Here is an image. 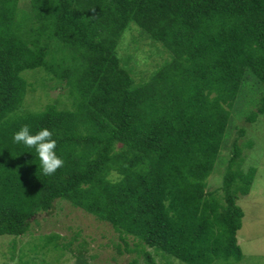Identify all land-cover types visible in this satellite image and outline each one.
I'll list each match as a JSON object with an SVG mask.
<instances>
[{
  "label": "trees",
  "instance_id": "trees-1",
  "mask_svg": "<svg viewBox=\"0 0 264 264\" xmlns=\"http://www.w3.org/2000/svg\"><path fill=\"white\" fill-rule=\"evenodd\" d=\"M127 30L160 43L163 57L134 69L140 50L121 43ZM248 75L262 88L245 116L253 122L264 114V0H0V235L31 232L65 201L110 224L136 253L131 264H153V253L165 264L241 261L240 196L256 171L242 168V149L252 143L220 150ZM37 87L60 92L43 104ZM23 125L53 132L64 161L54 174L13 143ZM37 239L54 251L72 243Z\"/></svg>",
  "mask_w": 264,
  "mask_h": 264
},
{
  "label": "rangeland",
  "instance_id": "rangeland-1",
  "mask_svg": "<svg viewBox=\"0 0 264 264\" xmlns=\"http://www.w3.org/2000/svg\"><path fill=\"white\" fill-rule=\"evenodd\" d=\"M26 2L27 0H20V5L23 6ZM130 30L125 32L121 43L125 45L126 40L134 42L131 49L140 50V52H134L138 53L137 58H134V62L137 63L134 69L139 71L143 70L146 65L154 66L160 56L163 57L162 52L157 50L160 43L151 39L152 44H146L140 37L139 28L136 33ZM121 43L119 49H123L122 52L125 53V49L128 48ZM134 62L132 61L133 64ZM28 72L29 76H33L34 70H28ZM43 74L39 73V75ZM251 76H246L243 89L237 95V101L230 114L229 132L220 150V155L227 157L230 155L231 143L235 138L240 143L247 139L250 140L252 146L242 149L244 157L242 168L246 170L248 166H252L256 169L249 192L240 196L244 216L237 236L242 247L243 258L236 264H264V114H260L253 122L245 119L249 111L256 110L255 104L251 103V98L258 101L262 94V88ZM29 80L34 79L29 78ZM50 83L54 84L51 81ZM50 88L47 87L45 89L48 90H45L39 87L33 95L34 97L40 96L43 104L53 101L60 89L50 90ZM258 90L261 91L260 95ZM33 95L28 94L26 102L32 103ZM31 106L35 107V105ZM240 127L245 128V133L241 136L238 134ZM221 161L222 159L216 163L218 168L215 165L208 177V186L212 188L218 185L222 178L224 164ZM36 218L37 222L31 221V232L23 236L0 235V264H22L20 260H27L26 264H131V260L137 257L135 252L125 251V245L120 240L119 233L110 224L72 207L68 202H55L49 213L42 212L36 215ZM49 233L59 234V242H72L70 249L64 247L54 251L50 245L47 249L36 248L39 242L37 237L40 234ZM31 245H33L32 249ZM116 245L120 246L121 253ZM148 250L153 253V250ZM153 258V264H165V260L159 254L153 253ZM166 260L168 264H184L174 258ZM135 264L149 263L143 257H139Z\"/></svg>",
  "mask_w": 264,
  "mask_h": 264
},
{
  "label": "clouds",
  "instance_id": "clouds-1",
  "mask_svg": "<svg viewBox=\"0 0 264 264\" xmlns=\"http://www.w3.org/2000/svg\"><path fill=\"white\" fill-rule=\"evenodd\" d=\"M12 139L13 143L35 151L44 175H52L63 166L64 161L56 151L57 141L50 129L41 128L33 134L28 125H23L13 134Z\"/></svg>",
  "mask_w": 264,
  "mask_h": 264
}]
</instances>
